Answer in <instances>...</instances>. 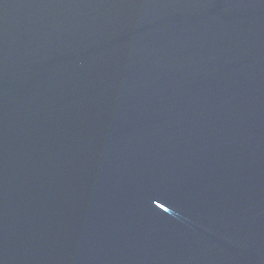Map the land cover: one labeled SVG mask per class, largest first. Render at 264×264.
Returning <instances> with one entry per match:
<instances>
[{"label":"water","instance_id":"water-1","mask_svg":"<svg viewBox=\"0 0 264 264\" xmlns=\"http://www.w3.org/2000/svg\"><path fill=\"white\" fill-rule=\"evenodd\" d=\"M0 264H264V0H0Z\"/></svg>","mask_w":264,"mask_h":264}]
</instances>
